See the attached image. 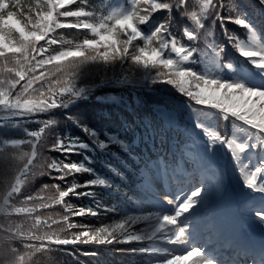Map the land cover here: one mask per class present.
Here are the masks:
<instances>
[{"label": "snow or ice", "instance_id": "6c2138e0", "mask_svg": "<svg viewBox=\"0 0 264 264\" xmlns=\"http://www.w3.org/2000/svg\"><path fill=\"white\" fill-rule=\"evenodd\" d=\"M258 4L264 8V0ZM226 7L230 14L222 15ZM158 12L161 15L154 17ZM181 17L191 26H185L178 38L173 29ZM209 20L211 27L205 24ZM217 21L228 43L252 65L245 76L248 83L219 75L233 72V67L224 60V45L217 42ZM228 23L246 29L247 42L238 40L225 26ZM58 29H76L85 36L74 43L57 37ZM118 60L150 70L152 84L171 86L186 98H174L172 110L163 113L167 127L173 129L185 109L190 110L184 140L141 169L146 187L153 173L183 175L182 185L174 191L154 193L170 210L91 228L70 219L98 214L67 203L74 187L45 184L34 195L24 194L38 175L65 180L85 171L45 156L41 128L28 133V139L12 142V148L26 145L27 151L7 157L13 167L11 177L0 185V215L22 214L31 223L27 228L0 224V264H44V256L61 245L133 242H149L150 247L141 251L156 257L152 264H264V44L239 7L224 0H196L193 5L189 0H127V11L97 15L88 0H38L27 7L21 0H0V109L11 116L61 107L62 99L73 93L72 78L80 65ZM201 64L204 70L198 71ZM213 113L219 119L209 122ZM225 122L241 135L220 131ZM113 142L122 144L115 138ZM50 150L70 151L63 143L52 144ZM93 183L104 185L103 180ZM49 189L55 194L48 195ZM20 196L17 206L13 201ZM54 205H62L67 214L54 218L40 212ZM217 205L227 206L226 233L213 223L202 227L205 213ZM144 222H151L150 227L137 230L135 226ZM250 225H258L259 239L249 234ZM66 231L71 235H60ZM208 232L212 235H205ZM221 242L233 250L223 261L217 255Z\"/></svg>", "mask_w": 264, "mask_h": 264}, {"label": "trees", "instance_id": "16d2710c", "mask_svg": "<svg viewBox=\"0 0 264 264\" xmlns=\"http://www.w3.org/2000/svg\"><path fill=\"white\" fill-rule=\"evenodd\" d=\"M37 2L38 0H21L25 7ZM195 2L196 0H189L190 5ZM224 2L226 5L231 3L239 7L246 21L256 32L260 43L264 44V15L258 2L254 0ZM88 5L97 15H109L111 9L127 11V0H88ZM70 7L75 9L76 5ZM221 14H230L227 7ZM160 15L158 12L154 17ZM180 19L181 23L173 29L178 38L185 26H191V21L186 17ZM205 24L211 27L210 20L205 21ZM225 26L238 40L247 42L249 37L246 29L231 23ZM144 27L146 26H141ZM55 35L76 43L84 38L85 33H78L76 29H58ZM87 35L90 37L91 33ZM215 35L217 42L224 45V60L233 67L231 73L221 72L219 74L221 78L231 80L235 77L241 82L248 83L245 76L250 74L252 65L244 57L239 56L228 43L219 27V21L216 23ZM197 70L203 71L204 65L197 66ZM72 79L73 93L62 99L61 107L44 113L21 117L7 116L0 119V150H9L0 151V185L5 178L12 175L13 164L7 157L17 151H27L26 145H21L20 149L12 148V142L28 139V133L44 128L41 140L43 154L61 164L74 163L85 171L71 174L65 180H52L48 176L38 175L22 190L24 194L34 195L45 184H56L65 190L74 187L75 193L66 198L67 203L75 208L91 209L98 214L71 216L70 219L91 228L110 226L129 216L138 215L135 209L136 202L152 206V210L158 213L155 206L149 204L143 196V187L149 186H143L141 169L147 161L168 153L174 143L178 145L184 140L183 129L191 124L188 120L190 110L185 109L173 129L167 127L163 113L172 110L171 101L174 98H186L171 86L152 84V72L129 61L118 60L110 64L85 63L78 67ZM218 119L216 113L207 117L209 122ZM225 124L226 128H221L220 131H226L229 135L234 132L241 135L230 123ZM113 138L122 144L114 143ZM56 143H63L70 151L63 154L51 151L52 144ZM162 176L163 174L153 173L152 181L161 184ZM172 176L168 175L169 178L164 182L165 191L182 185L180 180L177 181ZM99 180H103L104 185L93 183ZM47 194L53 195L55 190L49 189ZM22 199L23 196H20L13 202L19 206ZM40 212L54 218L67 214L62 205H54ZM9 223L27 228L31 221L22 214L8 217L0 215V224ZM135 227L140 230L150 226L143 224ZM71 231L60 232V235L70 236ZM148 243H117L106 247L95 244H93L95 247H84L82 246L84 244L61 245L44 256L43 260L44 264H47L49 259L54 260L55 264H151L147 259L148 254L141 251L150 247Z\"/></svg>", "mask_w": 264, "mask_h": 264}, {"label": "rangeland", "instance_id": "374dc122", "mask_svg": "<svg viewBox=\"0 0 264 264\" xmlns=\"http://www.w3.org/2000/svg\"><path fill=\"white\" fill-rule=\"evenodd\" d=\"M7 116H11L9 110H7V109H0V119H2L4 117H7ZM255 234L256 235L259 234V231L255 232ZM260 235L261 234H259V236Z\"/></svg>", "mask_w": 264, "mask_h": 264}]
</instances>
